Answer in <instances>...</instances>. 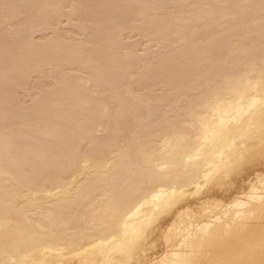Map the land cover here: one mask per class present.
<instances>
[{
	"label": "bare ground",
	"instance_id": "1",
	"mask_svg": "<svg viewBox=\"0 0 264 264\" xmlns=\"http://www.w3.org/2000/svg\"><path fill=\"white\" fill-rule=\"evenodd\" d=\"M261 101L264 0H0V264H264Z\"/></svg>",
	"mask_w": 264,
	"mask_h": 264
},
{
	"label": "snow or ice",
	"instance_id": "2",
	"mask_svg": "<svg viewBox=\"0 0 264 264\" xmlns=\"http://www.w3.org/2000/svg\"><path fill=\"white\" fill-rule=\"evenodd\" d=\"M261 105L264 106V101H261ZM221 107L220 103H216L213 105L214 110H219V108ZM243 107H241L237 113L238 116L243 114ZM236 122L238 123L239 120L237 119ZM225 121L223 120V118L221 119V125H220V130L214 131L212 134L213 135H222V129H223V125H224ZM202 127L205 128V131L207 132V126L206 125H202ZM206 179H208V177H206ZM175 195V194H174ZM159 197H154V199H158ZM262 202H264V197H261ZM240 207H243V205H240ZM143 238V229H141L139 232H137L133 239L131 240L130 244L132 246H134L140 239ZM181 264H187V262H181Z\"/></svg>",
	"mask_w": 264,
	"mask_h": 264
}]
</instances>
